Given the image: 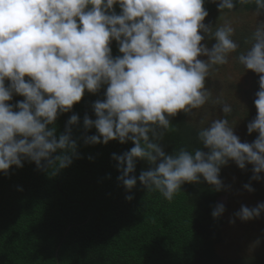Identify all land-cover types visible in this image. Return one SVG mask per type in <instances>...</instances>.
<instances>
[{"label":"clouds","instance_id":"clouds-1","mask_svg":"<svg viewBox=\"0 0 264 264\" xmlns=\"http://www.w3.org/2000/svg\"><path fill=\"white\" fill-rule=\"evenodd\" d=\"M211 2L219 12L235 7L233 0ZM254 2L258 12L264 10V0ZM114 5H119V15ZM207 16L204 0H0V173L23 167V159L38 170L51 168L53 175L69 167L77 157L71 130L78 116L69 118L59 137L53 126L85 92L96 95L106 86L105 99L92 105L95 120L87 115L83 120L84 129L94 128L97 135L84 142H131L128 152L112 157L128 192L138 179L144 189L171 202L183 184H198L201 178L219 192L220 170L230 161L240 170L251 165L258 181L264 173V25L255 31L250 50L238 56L245 70L259 77L257 115L247 125L248 134L258 133L257 138L241 143L221 118L197 135L206 152L181 148L166 154L157 142L169 129L170 118L188 116L206 103L211 68L226 64L237 51L233 29L227 26L215 31L210 49L203 43L211 34L204 23ZM113 41L120 53L115 58ZM13 95L23 97L15 108L10 104ZM221 111L227 116L232 109L224 105ZM137 161L150 165L138 178L133 175ZM245 189L253 191L248 185ZM224 210L218 204L213 218ZM261 212L264 204L242 206L236 215L247 222Z\"/></svg>","mask_w":264,"mask_h":264},{"label":"trees","instance_id":"trees-1","mask_svg":"<svg viewBox=\"0 0 264 264\" xmlns=\"http://www.w3.org/2000/svg\"><path fill=\"white\" fill-rule=\"evenodd\" d=\"M233 3L232 10L219 12L216 3L204 0L208 12L204 23L212 22L216 31L229 27L223 23L226 15H260L256 23L232 27L231 39L238 45V54L246 53L255 42V31L264 25V10L258 12L254 0ZM113 10L120 14L119 5ZM206 39L215 43L211 34ZM110 47L113 58L120 55L115 41ZM213 68L205 81L208 91L219 92L212 100L220 110L224 105L232 109L218 119L230 122L228 117H241L249 124L257 115L251 101L254 98L250 92L241 91L240 82L216 79ZM253 76L258 84L259 77ZM105 91L106 86H102L96 95L85 92L82 101L71 112L59 115L53 126L59 137L69 118L78 116L79 123L71 130L77 157L69 167L53 175L51 168L38 170L34 163L23 159V167L13 166L7 174L0 173V264H221L215 246L221 239L223 221L212 216L220 191L201 178L198 184H183L171 202L156 190L144 189L138 179L128 192L118 180L121 172L112 157L128 152L133 147L131 142L85 144L86 137L97 133L94 128L84 129V117L95 120L92 105L105 99ZM22 100L13 95L10 104L15 108ZM187 121L183 113L170 118L169 129L157 141L166 154L181 148L190 153L197 148L207 151L197 139L199 130ZM249 136L255 140L258 133ZM246 166L248 169L240 170L235 165L240 180L256 189L258 183H264V173L254 180L252 166ZM149 167L145 161H137L133 175L138 178ZM223 176L221 169L219 179ZM127 196L133 199L128 201Z\"/></svg>","mask_w":264,"mask_h":264},{"label":"rangeland","instance_id":"rangeland-1","mask_svg":"<svg viewBox=\"0 0 264 264\" xmlns=\"http://www.w3.org/2000/svg\"><path fill=\"white\" fill-rule=\"evenodd\" d=\"M219 20L220 22L224 20L223 23L232 28L245 22L256 23L260 20V15H226L223 20L217 19L218 22ZM211 23L206 22L205 24L211 27V35H213L215 28ZM206 37L203 43L210 49L213 45L212 39L208 41ZM238 53V51L230 53L226 64L214 66L213 70L217 73L215 78L240 82L241 91L244 93L250 92L255 100L259 84H256L257 79L253 76V73L246 71L244 66L239 63L238 56L240 54ZM201 59H206V57H201ZM208 88L205 84V90L208 91ZM224 90L228 91L229 88L226 87ZM208 92H210V97L206 103L201 108L194 109L187 116V122L199 131L209 127L213 121L222 115L219 106L212 100L216 98L219 92L217 90ZM254 100L251 99V101ZM228 118H231L228 122L229 126L233 128L234 134L241 143L251 144L254 139L247 135V122L243 121L241 117ZM245 168L248 169V166ZM221 169L224 175L221 179L222 189L214 206L215 209L218 204H222L225 209L220 216L223 221L220 229L221 239L215 246L221 264L264 262V212H261L259 218L247 222H242L236 215L242 206L253 209L260 204H264V183H258L260 184L258 188H253L252 192H248L241 182L242 179L240 180L237 173L239 170L235 167L234 162L230 161L227 166Z\"/></svg>","mask_w":264,"mask_h":264}]
</instances>
